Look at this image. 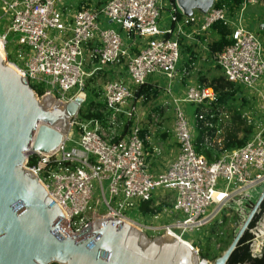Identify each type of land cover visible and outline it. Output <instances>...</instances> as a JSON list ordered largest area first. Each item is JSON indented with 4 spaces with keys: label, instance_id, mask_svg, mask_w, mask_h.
Here are the masks:
<instances>
[{
    "label": "built area",
    "instance_id": "2783aa9c",
    "mask_svg": "<svg viewBox=\"0 0 264 264\" xmlns=\"http://www.w3.org/2000/svg\"><path fill=\"white\" fill-rule=\"evenodd\" d=\"M62 1L1 0L2 15L9 18L6 32L0 34L3 48L9 42L8 35L15 34L16 44L26 49L25 54L21 50L17 53L23 66L11 65L28 79L29 84H43V95L51 94L65 103L77 97L84 102L87 95L85 81L106 66L124 63L128 80L134 87L144 85L149 76L160 75L169 82L163 93L172 99L173 134L177 145V153L167 168H152L148 157H160L161 151L152 147L148 153L144 146V140L149 137H141L144 115L133 103L134 92L121 81H107L103 87V103L111 112L109 133L103 132L96 121L72 122L78 126L79 134L68 133L53 156L31 153L26 157L25 168L36 175L48 195L67 213L68 223L62 231L76 240L87 237L91 234L96 213L98 217L127 221L141 230L168 232L198 253V249L183 238L185 233L196 232L199 237L192 241L201 240L208 227L219 221L220 214L228 209L245 222L251 212L249 208L257 203L264 191L263 187L260 193L256 192L257 186H264V90L257 97L262 123L255 125L250 117L246 118L247 125L254 126L252 138L239 148L221 151L215 162L208 163L195 151V127L185 109L187 105L212 108L216 94L213 88L201 85H187L176 94L170 83L177 79L178 39L184 35V28L195 26L197 32L206 33L220 22L230 27L232 43L215 55L216 65L227 81L256 92L257 84L263 81L264 44L258 35L246 28L243 14L257 1L242 0L238 13L230 17L224 6L214 7L218 1L214 0L206 13L196 11L188 17L175 1L169 0L170 25L165 29L157 26L164 0H104V3L97 0L103 3L101 8L78 11L59 9ZM101 16L106 18V23L116 25L120 33L101 28ZM53 31L61 35L50 37ZM123 34L130 40L127 46L122 41ZM95 41L99 47L87 50ZM86 57L95 65L90 72L84 69ZM74 88L75 93L70 95ZM218 112V119L224 122L226 112L223 109ZM120 114L132 124L123 138L115 140ZM158 116L152 114L151 118L157 122ZM209 127H212L211 123ZM216 128V135L221 134L223 127ZM216 139L217 142L213 141L220 147L222 139ZM66 142L73 144L69 150L65 148ZM33 157L36 163L29 166V159ZM95 180L107 207L104 212L91 208ZM104 182H107L106 195ZM162 189L173 194L172 207L162 208L144 225L127 217L126 212L136 211L140 219L138 205L149 202ZM99 204L96 200L95 205ZM209 207H213L212 211H208ZM167 210L170 211L164 214L165 218L177 213L181 217L155 226V220ZM249 231L254 235L251 229ZM251 241V255L259 257L264 244L258 243L254 249Z\"/></svg>",
    "mask_w": 264,
    "mask_h": 264
},
{
    "label": "water",
    "instance_id": "95a60500",
    "mask_svg": "<svg viewBox=\"0 0 264 264\" xmlns=\"http://www.w3.org/2000/svg\"><path fill=\"white\" fill-rule=\"evenodd\" d=\"M184 16L206 13L214 0H170ZM0 53V264H201L195 250L166 232L148 238L121 219L98 217L91 234L76 240L62 228L67 213L48 195L26 157L53 156L69 133L82 98L65 103L41 97ZM264 191L225 252L213 264H226L256 211Z\"/></svg>",
    "mask_w": 264,
    "mask_h": 264
},
{
    "label": "trees",
    "instance_id": "16d2710c",
    "mask_svg": "<svg viewBox=\"0 0 264 264\" xmlns=\"http://www.w3.org/2000/svg\"><path fill=\"white\" fill-rule=\"evenodd\" d=\"M256 1V4H259L262 11L264 12V0ZM241 4L242 0H218L215 2L214 7L224 6L227 10L228 15L232 17L236 13H238ZM210 31L213 32L216 37L210 43L208 48L211 56L215 57V55H217L223 48L229 46L232 43L230 37L231 29L227 25L217 22L212 25ZM261 32L264 34V30H261ZM11 46L13 45L9 44V42H7V44L5 45L7 61L22 67L23 64L17 61L15 52H13V49L18 50V48L21 47L16 45L14 46V48H11ZM24 51H26V49ZM134 52L138 51L134 50ZM215 70L220 71V74L212 77L210 80L206 79L205 77H199L197 80V84L213 88L216 94V100L213 103L212 108H203L194 105H187L186 107V113L190 118H192V123L195 127V151L197 152V154L202 155L208 163L215 162L220 157L221 151H230L243 146L245 142L250 139L252 134H254L253 125L247 126L245 116L243 115L246 110L253 107L254 100H251L249 97H247L242 86L227 81L217 65H215ZM101 73L105 76L107 75L108 78H110L111 72L108 74L105 71H99L95 76ZM159 86L160 85L158 82L152 83L150 81H147L144 85L135 87L133 103L135 105L139 102L145 104L148 101L156 100L159 96L163 97V90L161 87L159 88ZM30 87L37 93L38 96L43 95L45 91L43 84L37 85L34 83L30 84ZM94 92L96 94V90ZM175 93L179 94L180 92L176 90ZM89 95H92V92H89ZM165 101L166 99L162 100L163 103ZM86 102L79 109L77 115L78 123L96 121L99 123L103 132L109 133V120L111 112L106 110L103 100L99 102L93 100L89 101L88 103ZM165 105H170V103L165 102L163 106ZM154 108L155 109L153 113L157 114L158 112H160V107ZM220 109H229V111L232 112V117L231 119L229 118V120H231L232 122L233 129L226 132L223 136H221V134L216 135V132L218 130L216 126H220L223 123L221 119H218V115L220 113L218 111H220ZM199 116H202V119H199ZM211 116L213 117L211 118ZM118 121L119 124L115 127V140L123 138L129 126L132 124L131 121H128L121 114L118 116ZM210 123L212 127H209ZM76 130L80 131L78 129V126ZM239 132H241V137H238ZM144 134L145 130L141 128V137H143ZM216 137L222 138L220 147L219 144L213 141L216 140ZM149 143V140H144V146L146 150L149 149L148 153H150L152 150V147L149 145ZM149 158L152 157L149 156ZM35 163L36 159L33 157L29 159L28 165L32 166ZM155 197H153L149 202L140 203L138 205V215L141 220L143 218L147 219L152 217L155 213L160 212L162 208L166 206L172 207V200L169 203H165L164 200H162L156 205L157 202L155 203ZM156 198L159 199L158 197ZM259 212L260 213L254 216L251 223L249 224L248 229L244 232V234L238 241L236 248L232 252L226 264H264V246L259 257H252L251 255L250 241L253 239V236L249 232V230L255 226L256 222L260 219L261 214L264 212V200L260 205ZM228 222L229 219L222 216L221 221H216L213 223V225H210L211 227H208L204 237L194 244L195 246L193 247H196L198 249V255L201 259L209 262H214L221 256V253L219 254V252H225V250L229 247L233 238L226 240L227 237H222L218 231V229H224V227L228 225ZM214 245L217 246V249L214 248Z\"/></svg>",
    "mask_w": 264,
    "mask_h": 264
},
{
    "label": "rangeland",
    "instance_id": "374dc122",
    "mask_svg": "<svg viewBox=\"0 0 264 264\" xmlns=\"http://www.w3.org/2000/svg\"><path fill=\"white\" fill-rule=\"evenodd\" d=\"M73 1H75V0H63L62 3H60L58 5V8L61 10H63V7L69 8V5H71ZM0 7H1V0H0ZM0 12L2 15L3 12L1 9H0ZM260 15H261V18L264 20V12L262 11L259 4L248 6L247 10L243 14L244 24H245L246 28L248 30L254 32L258 36H260V32L258 31V24H256V23L259 20ZM169 19H170V3H169V0H164L163 2H161L160 17H159L158 23H157L158 28L159 29H165L166 27H168L170 25ZM8 24H9V18L5 15L0 16V34L6 32ZM100 27L104 28L102 26H100ZM112 27L117 28L116 25H112ZM52 35L60 36L61 34L53 31L50 33V37H52ZM7 40L9 41V44L13 45V46H11V48H14V46L17 45L16 44L17 35L9 34ZM122 41L126 46L130 44V40L126 39L124 34L122 35ZM19 50H21V52L24 53L23 48H18V50L13 49V52H15L16 58H17V53ZM3 52L5 55L4 56L5 62L15 65L14 63L7 61L5 47L3 48ZM17 61H19L23 64V61H21L19 58H17ZM215 71L217 74H220V71H218V70H215ZM91 78H89V80H87L88 82L85 81V88L84 89H85V92L87 95H86V98H85V101L83 102V104L86 101H87L86 103H88L91 100L96 101V102L103 100L102 88H103L104 84L107 81H109L108 76L107 75L105 76L102 73L95 76V77H91ZM149 78L156 79L157 82L160 84V87L162 88V90L167 88L169 85V82L160 75L154 74L152 76H149L148 79ZM261 79L264 81V75L261 77ZM170 88L173 92H175L178 89L177 81L171 82ZM95 90H96L97 96L94 92ZM75 91H76V88L72 89L70 91V95L74 94ZM89 92H92V95H89ZM245 94L247 95V97L254 100V104H253V107L251 109L246 110L244 112L245 114L243 113V115L249 116L255 125H259L262 123V116L260 115V113L258 111V98L255 95L250 94L249 91H247V90H245ZM164 98L170 103V105L163 106V104L165 102L163 103L162 100H165ZM136 106L144 115V119L141 121V128L143 130H145L144 135L149 137V142L151 143V144L149 143V145L150 146H157L158 148L161 149V153H162V155L160 157L150 159L151 167L154 168L155 170H157V169L163 170L164 168H167L168 164L173 160V158H174L173 156H174V153L176 150V144H175L174 140L172 139V134H173V129H174L172 99L169 96L164 95L163 97L159 96L154 101L153 100L148 101L145 104H142V102H139L138 104H136ZM154 107H160L159 108L160 112L157 113L159 115L157 122H155L151 118V115L155 114V113H153L154 109H155ZM183 108H185V105L183 106ZM78 112H79V110H78ZM231 117L232 116L230 114V119H231ZM72 122L78 123L77 114L70 120L71 124H73ZM242 127H243V125H242ZM76 129H77V126L75 124L70 125L69 133L71 132L73 134V136L76 134H79V131ZM232 129H233V125H232L231 120H229L226 124L225 133L232 130ZM220 130H221V132H223L224 128H221ZM238 137H241V132L238 133ZM72 146H73L72 143H69V142L65 143V148L67 150H69ZM152 164H154V165H152ZM220 185L223 187V183H221ZM106 186H107V182H104L103 187L105 189V195L107 194ZM263 187L264 186H262V185L257 186L256 192L260 193L262 191ZM156 195L155 196L158 197L159 199H157L155 197L154 198L155 203L161 202L162 200H164L165 203H169L173 199V194L169 191L164 190V189H162L161 192L157 193ZM96 200H99V203H100L97 206L95 205ZM253 207H254V205L252 206V208ZM91 208H92V210L102 211V212L106 211V209H107V207L103 203V197H102L100 185H99L97 180H95L93 182V196H92V201H91ZM166 208L168 209L167 206H166ZM252 208L251 209L249 208V212L252 211ZM212 209H213V207H209L208 211H212ZM259 209H260V206L257 210L256 215L258 213H260V212H258ZM169 211L170 210H167V213H161L160 216H158V219L155 220V222H154V224H157L155 226H162L170 220H174L176 218L181 217V214L177 213V214L171 215V217L169 219L165 218L164 214H169ZM100 215H102V214H100ZM126 215L130 219H135L137 221L139 220L140 221L139 224H143V225L145 224V221H151L152 220L151 217L147 218V219L143 218L142 220H140L137 217L136 211H128V212H126ZM222 216L228 218L229 222H228V225H226L224 227V229H218L220 235L222 237H225V238L227 237L226 240H229L230 238L234 239V236L238 233V231L242 227L244 220L242 219V217H240V216L238 217L237 214L230 211V209L225 210L223 213L220 214V216H219L220 221L222 219ZM263 229H264V212L261 214L260 219L255 224L253 229H251V232L254 233V235L252 234L254 236V238L251 241V245L254 246V249H255L256 244H258V243L264 244V230ZM142 232L150 239L155 238V237H159L161 235H165L163 232H160L157 230L142 229ZM198 237H199V235L196 232H194V233L193 232H187L183 235V238L188 239L189 242L193 246H195L194 244L196 242L192 241V240L193 239L196 240ZM193 248L197 249L196 247H193ZM214 248L217 249V246L214 245ZM250 249H252L251 246H250ZM220 253L222 255V253H224V252L220 251L219 254ZM251 254L253 255L252 250H251ZM213 263L214 262L206 261V264H213Z\"/></svg>",
    "mask_w": 264,
    "mask_h": 264
},
{
    "label": "crops",
    "instance_id": "0c3cea01",
    "mask_svg": "<svg viewBox=\"0 0 264 264\" xmlns=\"http://www.w3.org/2000/svg\"><path fill=\"white\" fill-rule=\"evenodd\" d=\"M102 1L104 3L106 0L105 1L102 0ZM102 4L98 3L97 0H95V2H94V0H75L72 2L71 5H69V8L63 7V9L70 10V11H78L80 9H99V8H101ZM99 20H100V24L102 27H105L108 29H115L116 31H119V33H120V30L118 29V27L114 28V27H112L113 24L110 26V24L106 23V18L104 16H101L99 18ZM256 24H258V31L260 32L259 38H260V40H262V42L264 44V34L261 32V30H264V20L261 18V15H260L259 20L257 21ZM215 37L216 36L214 35V33L211 32L210 30L207 31L206 33H199V32H197L195 26H189V27L184 28V35L180 36L178 39L179 47H180V59H179L177 66H176V72H177L176 73L177 74L176 81H177V86H178L177 91L180 92L187 85H199V84H197V80L199 77H205L206 79L210 80L212 77L218 75L215 71L216 63L214 61V56H211V54L209 52V48H208L210 43L215 39ZM97 47H99V43H97L95 41L92 45H90L87 48V50H91L92 48H97ZM94 67H95V65L91 64L87 60V57H86L85 62H84V69L87 72H90L91 70L94 69ZM99 71H101V72L105 71L108 74L111 72V75L109 78L110 81L111 80L121 81V82L127 84L128 87L134 92L135 87L133 85H131V83L128 80V77H127V74L125 71V67H124V63H120V64L114 65V66H106ZM99 71H97V72H99ZM97 72L94 73V75H92V77L95 76L97 74ZM147 81H150L152 83L157 82V80L154 78H149V79H147ZM159 88H160V86H159ZM256 89H257L256 92L255 91H249V93L258 97L259 92L264 90V81H260L259 84H257ZM103 96H104V90L102 88V98H103ZM165 102H168V101L166 100ZM223 110L226 112L227 119H224L225 121L222 123V125H220L224 128V131L221 133V136H223L225 134L226 124L229 121L230 114L232 116V112L229 111V109L228 110L223 109ZM244 116H245V119L247 117H249L246 115H244ZM143 119H144V116L142 117V120ZM190 119L192 120V118H190ZM246 125H247V123H246ZM247 126H250V125H247ZM252 136H253V134H252ZM252 136L250 137V139L252 138ZM172 139L175 142L174 134H172ZM220 139H222V138H220ZM217 140L218 139H216V142H217ZM175 144H176V142H175ZM151 147H157V146H151ZM147 151H149V149H147ZM160 151H161V149H160ZM176 153H177V145H176V150H175L174 156L176 155ZM161 155H162V153H161ZM149 159H153V158H149ZM152 165H154V164H152Z\"/></svg>",
    "mask_w": 264,
    "mask_h": 264
},
{
    "label": "bare ground",
    "instance_id": "6f19581e",
    "mask_svg": "<svg viewBox=\"0 0 264 264\" xmlns=\"http://www.w3.org/2000/svg\"><path fill=\"white\" fill-rule=\"evenodd\" d=\"M0 53H1V55H2V57L4 58V52H3V45H2V42L0 41ZM10 67H12V68H14L16 71H18V69L15 67V66H13V65H10ZM264 230V229H263ZM257 241V240H256ZM201 262V264H206V260H203V261H200Z\"/></svg>",
    "mask_w": 264,
    "mask_h": 264
}]
</instances>
